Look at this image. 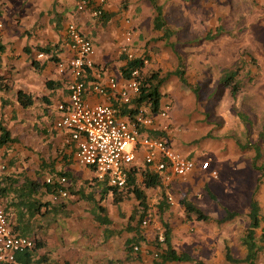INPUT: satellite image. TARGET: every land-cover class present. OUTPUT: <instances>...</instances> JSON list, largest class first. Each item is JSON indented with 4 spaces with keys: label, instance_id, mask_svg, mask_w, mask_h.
I'll return each instance as SVG.
<instances>
[{
    "label": "crops",
    "instance_id": "0c3cea01",
    "mask_svg": "<svg viewBox=\"0 0 264 264\" xmlns=\"http://www.w3.org/2000/svg\"><path fill=\"white\" fill-rule=\"evenodd\" d=\"M80 1L0 0V46L2 48L0 51V124L8 132L9 138L8 143L0 147V168H5L3 171L0 170L1 186L5 185L8 188V176L18 180L17 187H21L25 179L38 184H47L48 178L53 180L57 177L66 178L67 198L54 202L52 196L37 195L41 202L49 201L53 206H58L59 203L64 204L68 212L67 215H54L45 213V208H41L40 213L33 217L38 222V227L35 228L36 238L42 241V247L37 251L38 258L47 257L52 264H161L159 260L152 257L154 253L156 257L159 251L154 245L155 225L150 222L156 216L160 226L157 205L162 191L168 197L165 187H168L172 181L181 179L174 178L170 183L165 184L160 174L144 165L138 157L133 166L137 176L140 170L146 168L161 180V188L144 190L147 196L148 213L143 221L148 220L149 224L146 227L140 225L139 234L134 230H126L128 218L137 205L136 200L130 196L135 203L131 211L120 212L116 218L106 214L110 224L100 225L94 221L91 213L92 205L77 196L72 198L69 193L75 185V176L78 171L82 172V175L93 174V179L95 174L92 169L77 162L75 144H66L67 134L55 130L54 123L59 117L57 106L68 101L67 87L72 81L69 71L59 72L57 69L59 64L66 62L72 56L67 47L66 22L73 21L93 45V68L87 70L83 77L87 87L86 102L90 105L111 106L117 118L128 121L136 115L134 111L129 112L133 108L132 102L136 96L129 104H123L119 98L118 91L128 79L125 74H122L127 64V54L123 51V47L126 46L127 53H131L134 58L140 57L147 54V51H141L139 44L151 43L156 39L164 42L165 37L162 33L160 34V31L153 29L156 12L149 0H86V9L78 12L77 5ZM156 1L157 5L162 7L166 28H171L167 23L169 8L172 9V4L176 5L177 20L180 21L177 32L182 31V34L178 33V37L179 35L195 37L197 35L195 29L203 21L209 30L203 39L211 40L208 39L211 36L210 30L216 27L218 17L216 0ZM246 3L259 12H263L264 15V0H246ZM96 10H101V16L92 15V12ZM224 11L225 14L233 12L231 6H227ZM186 30H190L193 36L187 35ZM125 32H129L130 35L127 45L124 39ZM39 54L42 57H38ZM109 78L115 80L117 90L107 88ZM94 83L104 87L105 94L93 93L91 85ZM19 92L31 99L32 103L29 107L24 108L18 101ZM140 109L154 118L153 126L146 129L140 128L142 135L154 138L152 137L154 133L164 132L162 126L165 120L158 118L157 113L150 114L148 108ZM182 155L195 160L197 164L203 161L197 155ZM203 173L197 167L188 176L193 179ZM83 183L94 187V182L88 183L85 180ZM176 187L179 189L183 186L178 183ZM96 190L98 193V189ZM153 194H155L154 197ZM95 198L98 199V195ZM11 199L10 197L8 201L7 195L1 199V203L13 226L19 211L24 217L28 213L24 212L25 210L8 209ZM75 200L84 201L89 206L88 212H77L76 204L72 202ZM108 201L113 205L112 197L109 195L101 206L105 208ZM124 202L114 206L120 207ZM178 206L180 208L169 204V209L164 212L162 219L170 229L172 248L177 254H187L192 259L191 262L182 264H248L242 261L247 255L242 239L249 226L250 208L246 212L244 230L233 231L240 216L237 211H234L238 213L235 219L217 224L216 221L223 217L222 214L217 217L207 214L212 221L203 222L196 220L195 217L188 218L184 208L180 204ZM258 206L260 219L263 221L264 210L259 204ZM41 213L43 215L40 216ZM134 224L132 222L131 226ZM191 227L196 228L195 235L189 234ZM106 229L111 230L114 235L106 236ZM259 234L260 229H257L256 237ZM138 236L141 241L135 247L136 250L134 248L133 252L128 253L125 242ZM226 247L232 259L237 261L236 263L226 260ZM253 264H264V250L257 253Z\"/></svg>",
    "mask_w": 264,
    "mask_h": 264
},
{
    "label": "rangeland",
    "instance_id": "374dc122",
    "mask_svg": "<svg viewBox=\"0 0 264 264\" xmlns=\"http://www.w3.org/2000/svg\"><path fill=\"white\" fill-rule=\"evenodd\" d=\"M216 5L218 17L216 27L210 30L211 40L203 39L209 32L203 21L195 29V37H178L182 31L177 32L180 21L176 5L172 4L167 23L173 37L164 42L153 39L151 43L139 44V49L147 51L142 76L158 73L166 79L160 103V108L165 104L170 107L165 138L175 150L201 157L209 162V170L216 172L215 178L204 172L193 179L188 176L172 181L165 187L172 198V204L168 203L180 208L179 198L188 199L216 217L225 210L237 211L240 216L233 230L237 231L244 230L251 202L256 201L264 210V179L260 181V173L253 165L254 152L248 147V144L260 147L261 158L256 166L264 165V15L246 0H216ZM227 6L233 12L225 14ZM185 33L193 36L190 30ZM235 70L240 90L232 98L230 88L222 85L221 79ZM239 114L250 121V129ZM93 178V174L82 175L78 171L72 190L97 197V190L83 183L85 180L93 183ZM178 183L183 187L178 189ZM208 192L216 198L215 202ZM72 202L77 212H88L89 206L84 201ZM134 205L132 199L120 207L108 201L105 210L116 218L120 212L131 211ZM157 222L156 216L150 222L155 225L154 234L161 232ZM191 228L189 234L195 235L196 228ZM152 257L157 259L155 253Z\"/></svg>",
    "mask_w": 264,
    "mask_h": 264
},
{
    "label": "built area",
    "instance_id": "2783aa9c",
    "mask_svg": "<svg viewBox=\"0 0 264 264\" xmlns=\"http://www.w3.org/2000/svg\"><path fill=\"white\" fill-rule=\"evenodd\" d=\"M86 9V0H81L77 11ZM101 10L92 12L95 17L101 16ZM65 33L68 39L67 47L72 56L64 63L57 66L59 72L69 71L72 81L68 84V101L57 106L59 117L54 123V129L65 132V143L75 144L77 162L93 170L95 178L106 181L109 186L123 189L129 170L137 162H141L152 171L160 174L161 180L168 184L172 179H182L191 174L197 167L200 171H209V162L199 164L177 152L166 138H149L142 135L140 128H150L154 125V118L140 109L130 121L116 117L115 110L108 105H90L85 100L87 87L83 77L87 70L93 68V45L84 36L73 21L65 24ZM126 45L130 41L129 32L124 33ZM123 47L129 60L133 59L131 53ZM42 57V55H38ZM146 60H144V64ZM139 70L130 72L126 84L119 89V98L123 104H129L134 96L139 93ZM107 88L117 90L113 78L107 81ZM93 93L103 95L106 89L98 84H92ZM170 107L165 104L157 117L166 120ZM168 125L164 123L162 129L166 132ZM5 168L1 167L3 171ZM212 178L216 177L215 171H209ZM47 184L56 183L60 189L52 196V201L59 202L68 197L65 187V177L46 179ZM167 202L172 204V198L167 197ZM148 220L141 225L146 227ZM159 230V228H157ZM159 243L163 242L158 234ZM34 240L17 235L10 224L0 201V264H14L16 253H22L34 248ZM136 250V248H135Z\"/></svg>",
    "mask_w": 264,
    "mask_h": 264
},
{
    "label": "trees",
    "instance_id": "16d2710c",
    "mask_svg": "<svg viewBox=\"0 0 264 264\" xmlns=\"http://www.w3.org/2000/svg\"><path fill=\"white\" fill-rule=\"evenodd\" d=\"M150 4L154 7L156 12V17L153 21V29L155 31L162 32L165 37L164 41H168L172 38L174 33L169 28H166V23L162 15V7L157 5L156 0H149ZM208 39H211L208 38ZM0 46V51H1ZM147 59V54L145 53L142 57H135L131 60L127 58L126 67L123 69L122 74H125L127 78L130 76V72L133 70H139V93L136 98L133 100V108L129 112H138L141 107L148 108L150 114H156L159 112L160 103H161V88L165 84L166 79L161 77L158 73H151L149 75L142 76L144 69V60ZM176 72L175 74H177ZM183 75V74H182ZM181 75V76H182ZM237 71H232L228 73L226 77L221 79V84L230 88V94L232 98H235L239 93L240 85L236 82ZM184 81V80H183ZM18 101L22 104L24 108H27L31 105L32 101L28 96L18 93ZM240 120L246 126L247 129H250L251 123L246 117L239 114ZM150 135V134H149ZM151 136V135H150ZM154 138H165L166 135L164 132L154 133L152 135ZM262 137V136H261ZM9 141L8 132L0 124V147L6 145ZM248 147L254 152L253 165L260 173V181L264 179V165L256 166V162L261 158V149L256 144H248ZM139 176V177H138ZM137 176V172L134 167H132L127 176L126 184L123 189H118L116 187L109 186L106 181L98 180L97 178L93 179L94 188L98 189V199L95 198L93 193H84L83 191H76L68 189L70 194L77 196L79 199L86 201L92 205L91 213L94 216V221L100 225H109L110 221L106 216V211L101 203L107 198V196L112 197L113 205L117 206L120 203L130 199L132 196L137 205L134 207V210L128 218V226L126 230L135 231L139 234V227L143 222V219L147 215L148 204L147 196L144 190L161 188V180L155 174L147 170L146 168L140 170ZM17 179L12 176H8V188L7 186H1L2 181L0 180V201L8 195V201L11 197L12 201L8 204L7 208L18 209L24 212H27L28 215L24 217L21 214V211L17 214V219L12 226L13 231L22 237H27L34 240V248L22 253H16L14 256V264H52L47 257L37 256V251L42 247V241L37 240L36 238V229L37 221L33 217H36L40 213L41 208H45V213L65 214L68 212L64 204H58V206H53L48 202H41L38 198V194L53 196L57 194L60 187L54 184H38L29 179H25L21 187H17ZM208 196L212 201H216V198L208 192ZM2 202V201H1ZM179 204L184 208V212L188 218L195 217L198 221L209 222L212 221L211 217L205 214L201 209L196 207L193 203L185 200L184 198L179 201ZM250 211L248 213L249 226L246 234L242 239V244L247 249V255L244 262L248 264H253L254 259L258 252L264 250V219L261 221L259 215V206L256 202H251L249 205ZM169 209V203L167 202V197L164 195L163 191L161 194V199L157 205V212L160 215V234L163 238V242L159 243L158 234L154 239V245L156 250L159 253L156 254L157 260L161 264L165 262L182 264L191 262L192 259L187 254H177L171 246V233L168 225L162 219V215L165 211ZM7 214V213H6ZM43 213L40 214V216ZM238 217V213L234 211L225 210L223 217L216 221L217 224H223L229 222ZM132 222L135 224L131 226ZM262 222V226H261ZM260 229V234L256 237V230ZM111 231V230H110ZM105 230L106 236L114 235L113 232ZM141 241V238L138 236L135 239L127 240L125 242L126 250L128 253L133 252L134 248L137 247L138 243ZM225 258L228 262L236 263V260H233L230 256L229 249L225 248Z\"/></svg>",
    "mask_w": 264,
    "mask_h": 264
}]
</instances>
